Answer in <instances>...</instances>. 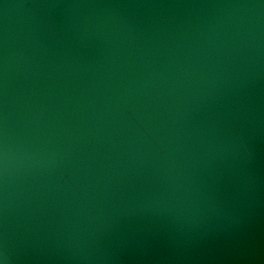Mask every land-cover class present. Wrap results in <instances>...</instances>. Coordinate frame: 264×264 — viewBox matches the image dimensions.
Here are the masks:
<instances>
[{
  "label": "water",
  "instance_id": "water-1",
  "mask_svg": "<svg viewBox=\"0 0 264 264\" xmlns=\"http://www.w3.org/2000/svg\"><path fill=\"white\" fill-rule=\"evenodd\" d=\"M0 264H264V0H0Z\"/></svg>",
  "mask_w": 264,
  "mask_h": 264
}]
</instances>
